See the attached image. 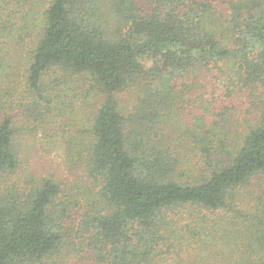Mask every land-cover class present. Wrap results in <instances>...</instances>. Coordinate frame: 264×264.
<instances>
[{
    "label": "trees",
    "instance_id": "1",
    "mask_svg": "<svg viewBox=\"0 0 264 264\" xmlns=\"http://www.w3.org/2000/svg\"><path fill=\"white\" fill-rule=\"evenodd\" d=\"M0 264H264V0H0Z\"/></svg>",
    "mask_w": 264,
    "mask_h": 264
},
{
    "label": "rangeland",
    "instance_id": "2",
    "mask_svg": "<svg viewBox=\"0 0 264 264\" xmlns=\"http://www.w3.org/2000/svg\"><path fill=\"white\" fill-rule=\"evenodd\" d=\"M42 145L44 149L50 151L45 153V161L47 163L48 168L58 169L60 173V177H66L67 180L76 177V175L72 172V169H70L69 167H68L69 169L66 168V166H69V164L65 162L66 157L63 153V149L61 148L49 149L47 148V144H43V142ZM40 154L42 153L40 152ZM65 189L66 190L72 189V183H69V185L65 186Z\"/></svg>",
    "mask_w": 264,
    "mask_h": 264
}]
</instances>
